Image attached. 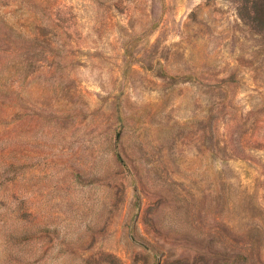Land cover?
<instances>
[{
  "label": "rangeland",
  "instance_id": "obj_1",
  "mask_svg": "<svg viewBox=\"0 0 264 264\" xmlns=\"http://www.w3.org/2000/svg\"><path fill=\"white\" fill-rule=\"evenodd\" d=\"M262 0H0V264H264Z\"/></svg>",
  "mask_w": 264,
  "mask_h": 264
},
{
  "label": "trees",
  "instance_id": "obj_2",
  "mask_svg": "<svg viewBox=\"0 0 264 264\" xmlns=\"http://www.w3.org/2000/svg\"><path fill=\"white\" fill-rule=\"evenodd\" d=\"M257 5V13L255 20H259L258 17H261L264 20V0H262L260 3L256 4Z\"/></svg>",
  "mask_w": 264,
  "mask_h": 264
}]
</instances>
